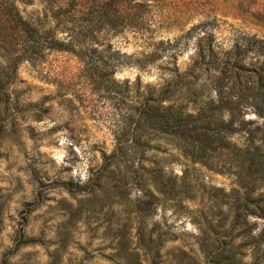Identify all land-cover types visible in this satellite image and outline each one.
Segmentation results:
<instances>
[{"label":"rangeland","instance_id":"obj_1","mask_svg":"<svg viewBox=\"0 0 264 264\" xmlns=\"http://www.w3.org/2000/svg\"><path fill=\"white\" fill-rule=\"evenodd\" d=\"M139 1L149 12L142 30L103 33L90 42L101 69L51 51L15 72H0V264H204L200 244L209 206H199V198L135 214L140 187L121 181L117 190H99L133 98L140 101L148 87L164 88L188 73L198 36L212 33L228 49L241 34L264 40V27L222 5ZM67 36L59 39L68 42ZM187 81L197 89L209 85L205 74ZM247 120L264 124L254 114ZM159 156L175 176L187 169L179 153ZM193 174L201 193L224 196L237 186L233 175L200 166ZM250 222L257 224L254 237L264 220ZM142 236L156 242L153 248L142 247ZM241 246L240 239L235 264L264 258V247Z\"/></svg>","mask_w":264,"mask_h":264},{"label":"trees","instance_id":"obj_2","mask_svg":"<svg viewBox=\"0 0 264 264\" xmlns=\"http://www.w3.org/2000/svg\"><path fill=\"white\" fill-rule=\"evenodd\" d=\"M193 1L222 5L264 27V0ZM147 8L139 0H0V72H15L17 65L51 51L74 54L88 69L99 70L101 65L92 58V39L103 33L142 30L149 22ZM61 34H68V42L59 39ZM196 45L188 73L164 88L148 87L147 97L127 104L126 122L116 136L99 192L117 190L121 181L140 187L141 203L131 206L135 214L199 198V206H209L200 244L204 264H235L238 240L243 248L264 247V228L252 237L257 224L250 222L264 220V124L247 120L248 114L264 119V40L241 34L225 49L206 32ZM201 74L209 81L203 89L187 81L198 80ZM168 152L186 160L181 177L168 172L159 158ZM196 166L233 175L236 188L224 196L219 195L221 190L201 193L199 178L193 174ZM65 188L73 193L71 185ZM140 243L153 248L156 242L142 236Z\"/></svg>","mask_w":264,"mask_h":264}]
</instances>
